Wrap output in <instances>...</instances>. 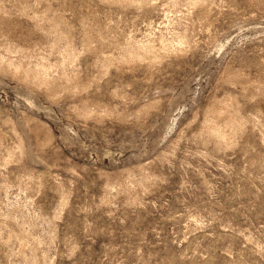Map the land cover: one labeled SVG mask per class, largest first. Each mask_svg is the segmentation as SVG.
Segmentation results:
<instances>
[{
  "label": "rangeland",
  "instance_id": "374dc122",
  "mask_svg": "<svg viewBox=\"0 0 264 264\" xmlns=\"http://www.w3.org/2000/svg\"><path fill=\"white\" fill-rule=\"evenodd\" d=\"M0 264H264V0H0Z\"/></svg>",
  "mask_w": 264,
  "mask_h": 264
},
{
  "label": "bare ground",
  "instance_id": "6f19581e",
  "mask_svg": "<svg viewBox=\"0 0 264 264\" xmlns=\"http://www.w3.org/2000/svg\"><path fill=\"white\" fill-rule=\"evenodd\" d=\"M9 71H11V73H14L15 75H18V76H20V77H23L24 75H23V73L20 71V69H18V68H11V67H8L7 68ZM8 71V72H9ZM26 76V75H25Z\"/></svg>",
  "mask_w": 264,
  "mask_h": 264
}]
</instances>
